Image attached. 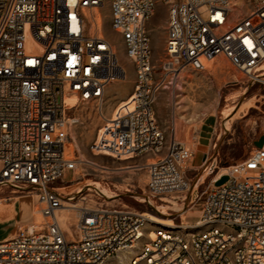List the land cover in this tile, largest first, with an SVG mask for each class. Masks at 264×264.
<instances>
[{
	"label": "built area",
	"instance_id": "obj_1",
	"mask_svg": "<svg viewBox=\"0 0 264 264\" xmlns=\"http://www.w3.org/2000/svg\"><path fill=\"white\" fill-rule=\"evenodd\" d=\"M159 3L168 15L156 60L148 23ZM106 9L135 73L109 117L108 90L128 69ZM220 56L264 83V0H0V185L35 196L37 206L0 241V264H105L123 250L125 264H264V146L224 167L219 153L211 165L205 153L204 172L217 169L192 232L147 229L142 213L107 204L79 206L69 229L60 216L75 195L56 182L82 163L68 147L82 117L102 119L93 154L144 160L132 166L147 172L144 193L164 200L189 189L184 168L194 150L168 140L156 102L183 71L203 72Z\"/></svg>",
	"mask_w": 264,
	"mask_h": 264
},
{
	"label": "rangeland",
	"instance_id": "obj_2",
	"mask_svg": "<svg viewBox=\"0 0 264 264\" xmlns=\"http://www.w3.org/2000/svg\"><path fill=\"white\" fill-rule=\"evenodd\" d=\"M200 12L206 17L208 7L201 6ZM106 13L109 34L116 41L120 59L128 69V78L114 82L108 90L104 113L109 117L116 105L126 99L122 98L123 95L127 94L128 97L133 90L135 73L133 65L125 56L120 38L110 27L111 17L108 9ZM167 15V5L159 3L155 15L148 23L156 60L162 58L165 53ZM156 114L160 125L166 131L168 140L176 137L194 150V156L187 162L185 169L186 175L191 180L189 189L173 194L174 197H167L170 200L144 193L147 172L143 168L132 167L135 163L141 165L144 160L140 158L117 160L93 154L91 145L102 119L97 116L82 117L72 128L70 141L75 155L86 162L78 164L74 170L67 171L63 182H56V185L61 187L59 191L65 196L75 195L73 203L76 207L63 211L64 214H70V218L64 224L66 229H69L68 221L71 219L70 222L73 223L76 219L78 207L85 203L89 206L107 204L125 207L142 213L148 220L147 229L165 225L152 220V216L170 219L175 226L167 227L173 230L182 229L181 225L195 223L200 214L205 192L212 185V176L217 169L211 166L210 170L204 172L205 153H208V165L214 163L213 156L219 153L217 155L219 166H228L246 158L256 148L254 141L264 135V83L252 82L232 66L227 58L220 56L219 59L209 63L208 69L203 72L185 70L176 85L160 93L156 102ZM202 130V142L206 143L209 136L211 143L204 150L198 149L197 137ZM214 143H216L215 148H213ZM97 185L106 188L114 196L104 194ZM82 196H86V201L81 200ZM13 202L23 204L25 211L19 214L18 219L0 222V241L13 234L18 220L29 214L31 219L34 217L36 197L17 193L12 186L0 185V220L12 216L6 213L11 212ZM159 211H163L164 214ZM194 230L186 228L188 232ZM120 256L122 258L123 254ZM125 263V260L118 261L115 257L108 262V264Z\"/></svg>",
	"mask_w": 264,
	"mask_h": 264
},
{
	"label": "bare ground",
	"instance_id": "obj_3",
	"mask_svg": "<svg viewBox=\"0 0 264 264\" xmlns=\"http://www.w3.org/2000/svg\"><path fill=\"white\" fill-rule=\"evenodd\" d=\"M115 49H116V51H117V47H116V45H115ZM216 59V58H215ZM214 59V60H215ZM214 60H212L211 62H209V63H212ZM208 63V64H209ZM264 68V67H263ZM184 72V71H183ZM182 72V73H183ZM182 73L179 75V77H178V79L180 78V76H182ZM177 79V80H178ZM177 80H176V82L173 84V85H176L177 84ZM117 82V81H116ZM113 84V83H112ZM172 85V86H173ZM179 85V84H178ZM71 131H72V129H71ZM71 144V146H69ZM68 147L70 148V150H73V144L72 143H68ZM129 157H126V158H123L122 160H126V159H128ZM130 159V158H129ZM79 160H81V158L79 157ZM81 162H86V161H83V160H81ZM91 164H94V165H96V166H98L96 163H94V162H90ZM127 167V166H126ZM221 172H226V169L225 168H222L221 169ZM94 188V187H93ZM97 188L98 189H100L104 194H106V195H108V196H114V194H112V193H109L108 192V190L106 189V188H100V185H97ZM79 190V189H78ZM77 190V191H78ZM35 197V196H34ZM164 200H170V198H164ZM70 207H76V205H74V204H66L65 205V208L64 209H62L61 210V213H60V216H61V220H62V225H63V227L65 228V221H67L69 218H70V214H64L63 213V211L65 210V209H67V208H70ZM35 208H37V206L35 207ZM164 211V210H163ZM163 211H159L160 213H163L164 214V212ZM152 216V215H151ZM148 219L150 220V218L148 217ZM152 220H154L155 222H157V223H161V224H165L166 226H171V227H173V226H175V223H172V221L170 220V219H165V218H163V217H159V216H152ZM168 222V223H166V222ZM179 225H176V227H178ZM185 226V228H195V227H197V226H199V224H197V223H191V224H185L184 225ZM150 235L151 236H155V234L153 233V232H150ZM121 254H123V257L121 258ZM126 256H128V252L127 251H119V253H118V255L115 257V258H117V260H119V261H121V260H125V257ZM114 258V257H113ZM110 259H112V258H110ZM110 259L108 260V261H106L105 262V264H108V262L110 261ZM125 262H126V260H125Z\"/></svg>",
	"mask_w": 264,
	"mask_h": 264
},
{
	"label": "crops",
	"instance_id": "obj_4",
	"mask_svg": "<svg viewBox=\"0 0 264 264\" xmlns=\"http://www.w3.org/2000/svg\"><path fill=\"white\" fill-rule=\"evenodd\" d=\"M216 59H219V57H217ZM122 98H127V94L126 95H123V97ZM204 130V129H203ZM203 130L199 133V135H198V149H200V150H204V148H206V147H208L209 146V144H211L210 143V138H209V136H207V142L206 143H203L202 142V139H203ZM187 168V165L185 166V168H184V171H185V174H186V169ZM203 178H205V176H203ZM204 181V180H203ZM25 206L23 205V204H19L18 202L16 203V202H13L12 203V206H11V212L9 211H7V213H6V215H9V214H11L12 216L11 217H8V218H5V219H1L0 220V222H4V221H7V220H14V219H18V217H19V214L21 213L22 214V212L23 211H25V208H24ZM28 207V206H27ZM3 213V212H2ZM30 219H31V216H30V214L29 215H26V217H24V218H22V219H20V220H18V222H17V225H16V228L19 226V225H21V224H25V223H27L28 221H30ZM16 228L14 229V231L16 230Z\"/></svg>",
	"mask_w": 264,
	"mask_h": 264
},
{
	"label": "water",
	"instance_id": "obj_5",
	"mask_svg": "<svg viewBox=\"0 0 264 264\" xmlns=\"http://www.w3.org/2000/svg\"><path fill=\"white\" fill-rule=\"evenodd\" d=\"M254 144L257 148L264 146V135H262L258 140L254 141ZM229 179L227 174L222 175L218 180L215 181V185H221Z\"/></svg>",
	"mask_w": 264,
	"mask_h": 264
}]
</instances>
